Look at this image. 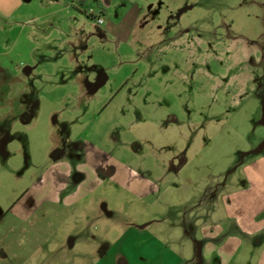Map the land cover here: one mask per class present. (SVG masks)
<instances>
[{
	"label": "rangeland",
	"instance_id": "obj_1",
	"mask_svg": "<svg viewBox=\"0 0 264 264\" xmlns=\"http://www.w3.org/2000/svg\"><path fill=\"white\" fill-rule=\"evenodd\" d=\"M104 1L99 24V0H0V207L68 174L63 204L9 220L26 264H92L264 171V0ZM82 184L92 205L66 203Z\"/></svg>",
	"mask_w": 264,
	"mask_h": 264
},
{
	"label": "crops",
	"instance_id": "obj_2",
	"mask_svg": "<svg viewBox=\"0 0 264 264\" xmlns=\"http://www.w3.org/2000/svg\"><path fill=\"white\" fill-rule=\"evenodd\" d=\"M99 1L102 4L99 13L106 14L109 5L104 0ZM133 16L129 13L127 17ZM61 168L54 164L50 181L42 179L35 187L20 191L23 193L17 195L13 206L0 207V264H13L22 259L26 264L27 259L21 252L27 246V236L14 229L16 226L9 220L13 221L11 216L14 215L17 225L25 223L47 204H63L61 192L68 174ZM243 173L244 180L235 178L222 186L228 191L221 195V200L207 202L206 210L200 215H189L188 209L179 225L177 221L171 227L172 218H165L121 229L116 243L105 248L92 264H264V171L254 167L246 168ZM56 179L60 182H55ZM83 185L64 201L71 204L84 201V205L91 206L92 194L83 195ZM136 186L138 191L152 192V187L144 180H138ZM119 187L129 193L127 187ZM130 194L144 196L131 190ZM204 204H195L190 210L199 211ZM249 208H252L251 215L253 212L251 217L237 215L238 210L249 212ZM154 223L166 225L168 233L151 232L148 227ZM75 243V238L69 241V245Z\"/></svg>",
	"mask_w": 264,
	"mask_h": 264
},
{
	"label": "built area",
	"instance_id": "obj_3",
	"mask_svg": "<svg viewBox=\"0 0 264 264\" xmlns=\"http://www.w3.org/2000/svg\"><path fill=\"white\" fill-rule=\"evenodd\" d=\"M89 13H90V14H88V15L94 17L95 19L98 17V23H99V24H104V21L100 19V17H101V13H99V14H97V15H95V13H94L93 11H92V12L90 11Z\"/></svg>",
	"mask_w": 264,
	"mask_h": 264
},
{
	"label": "water",
	"instance_id": "obj_4",
	"mask_svg": "<svg viewBox=\"0 0 264 264\" xmlns=\"http://www.w3.org/2000/svg\"><path fill=\"white\" fill-rule=\"evenodd\" d=\"M261 149H259L258 151H260Z\"/></svg>",
	"mask_w": 264,
	"mask_h": 264
},
{
	"label": "trees",
	"instance_id": "obj_5",
	"mask_svg": "<svg viewBox=\"0 0 264 264\" xmlns=\"http://www.w3.org/2000/svg\"><path fill=\"white\" fill-rule=\"evenodd\" d=\"M92 17V16H91ZM94 18V17H93Z\"/></svg>",
	"mask_w": 264,
	"mask_h": 264
}]
</instances>
